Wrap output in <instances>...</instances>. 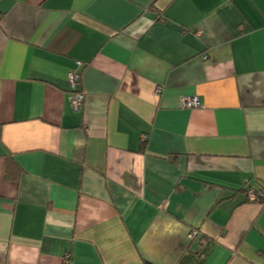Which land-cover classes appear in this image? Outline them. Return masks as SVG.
Here are the masks:
<instances>
[{
    "label": "crops",
    "instance_id": "crops-1",
    "mask_svg": "<svg viewBox=\"0 0 264 264\" xmlns=\"http://www.w3.org/2000/svg\"><path fill=\"white\" fill-rule=\"evenodd\" d=\"M262 186L264 0H0V264H264Z\"/></svg>",
    "mask_w": 264,
    "mask_h": 264
},
{
    "label": "built area",
    "instance_id": "built-area-1",
    "mask_svg": "<svg viewBox=\"0 0 264 264\" xmlns=\"http://www.w3.org/2000/svg\"><path fill=\"white\" fill-rule=\"evenodd\" d=\"M204 58L207 57V55H203ZM68 81L72 87H76L78 82L80 81V74L76 69H72L68 73ZM84 100V94L81 91L73 92L71 97V103L73 107L76 109H79ZM200 105V102L197 97L195 96H185L182 98L181 106L183 107H197ZM248 196L251 200H258L262 197H264V186L261 187L259 190H255L252 188L247 189ZM198 232L196 230L189 232V239L193 240L197 236ZM204 241L203 238H201L200 243Z\"/></svg>",
    "mask_w": 264,
    "mask_h": 264
},
{
    "label": "trees",
    "instance_id": "trees-1",
    "mask_svg": "<svg viewBox=\"0 0 264 264\" xmlns=\"http://www.w3.org/2000/svg\"><path fill=\"white\" fill-rule=\"evenodd\" d=\"M262 198H264V197H262ZM262 198H260V199H262ZM197 230V229H196ZM192 231H194L193 229H191V231L190 232H192ZM198 231V230H197Z\"/></svg>",
    "mask_w": 264,
    "mask_h": 264
}]
</instances>
